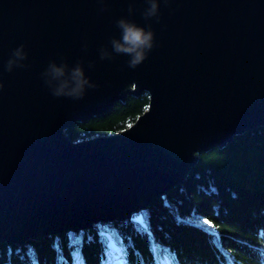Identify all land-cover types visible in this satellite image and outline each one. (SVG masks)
Wrapping results in <instances>:
<instances>
[{
	"label": "water",
	"instance_id": "95a60500",
	"mask_svg": "<svg viewBox=\"0 0 264 264\" xmlns=\"http://www.w3.org/2000/svg\"><path fill=\"white\" fill-rule=\"evenodd\" d=\"M158 3L146 20L148 0H0V242L130 219L182 184L201 154L264 127V0ZM121 18L155 33L136 68L112 53ZM20 45L26 59L7 71ZM78 61L96 87L54 97L50 62ZM143 92L146 109L124 129L67 136Z\"/></svg>",
	"mask_w": 264,
	"mask_h": 264
},
{
	"label": "trees",
	"instance_id": "16d2710c",
	"mask_svg": "<svg viewBox=\"0 0 264 264\" xmlns=\"http://www.w3.org/2000/svg\"><path fill=\"white\" fill-rule=\"evenodd\" d=\"M147 103L145 92L127 96L66 134H113ZM0 264H264V127L201 154L182 184L130 219L24 245L0 242Z\"/></svg>",
	"mask_w": 264,
	"mask_h": 264
},
{
	"label": "clouds",
	"instance_id": "9594fccd",
	"mask_svg": "<svg viewBox=\"0 0 264 264\" xmlns=\"http://www.w3.org/2000/svg\"><path fill=\"white\" fill-rule=\"evenodd\" d=\"M149 6L144 12V18H158L159 3L158 0H148ZM106 10L101 8V11ZM129 11H132L130 5ZM117 27L121 31V35L111 39L112 53L117 55H125L129 59L127 65L130 68L139 66L148 56L149 52L155 45V33L149 24L147 27L138 25L137 23L125 18L119 19ZM23 45L13 50L12 57L6 64V70L12 71L14 66L19 65L20 61L26 59V53ZM85 48L87 45L84 46ZM111 53L102 48L100 50V59H110ZM89 64V67H92ZM46 77L45 83L49 86L54 97H69L75 100L83 99L87 89L95 88L96 85L85 74V69L81 61H78L73 67L69 68L66 62L57 64L50 62L44 73ZM3 82L0 81V89L3 88Z\"/></svg>",
	"mask_w": 264,
	"mask_h": 264
}]
</instances>
